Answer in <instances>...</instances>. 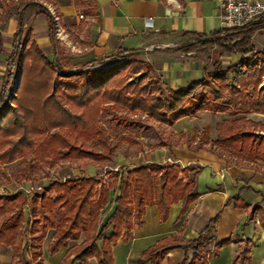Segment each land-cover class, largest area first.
<instances>
[{
	"label": "trees",
	"instance_id": "obj_1",
	"mask_svg": "<svg viewBox=\"0 0 264 264\" xmlns=\"http://www.w3.org/2000/svg\"><path fill=\"white\" fill-rule=\"evenodd\" d=\"M73 2L81 15L95 14L94 0ZM13 6L0 3V9L5 12ZM31 6L45 16L50 41L57 44L55 22L44 6L27 1L15 10L18 30L6 61L5 83L0 92V165L21 160L26 166L25 158L48 135L56 132L62 140V161L106 166L112 163L119 142L132 147H140L142 142L123 136L96 150V140L90 132L93 121L106 116L113 129L141 132L142 137L155 140L153 147L148 148L153 150L170 147L154 131V126L171 128L178 120L195 118L200 113L229 116L215 124V139L209 150L236 163H264V124L248 118L249 115L264 118V50L250 59L247 56L252 51L246 48L250 35L264 28L262 19L232 30L242 35L243 41L226 47V52L240 56L238 61L225 69L220 63H214L203 78L171 90L154 79L149 64L130 60L132 53L103 58L96 64L105 66L93 70H85L93 64L67 70L64 65L67 55L62 49L49 60L28 36H23L21 12ZM214 35L203 37L202 45L214 44ZM1 46L0 37V53ZM195 46L187 43L174 50L190 53ZM14 82L18 85L10 99L8 92ZM169 136L174 144L183 141L189 145L195 141L203 146L210 142L198 132L192 137L187 133H180L177 138ZM33 169V165L27 166L17 175L16 182L31 181ZM116 173H105L112 179L106 186L96 177L50 183L29 200L28 217L24 212L28 203L24 194L0 196V246L11 248V264H39L46 229L54 231L48 248L50 255L68 248V256L76 255L74 262L79 264H87L90 258H95L97 264H111V245L117 240L130 239L132 228L141 225L146 207L154 206L162 223L171 205L181 203L180 218L198 196L194 191L196 172L191 168L145 164ZM111 202L112 212L99 228L102 210ZM252 211L258 213L264 226L261 210ZM214 222L215 218L210 219L192 241L178 243L168 239L156 243L143 254L139 264H158L175 248L185 252L180 264H206L204 247L212 240ZM104 231L107 237L102 235ZM70 242L75 244L68 247ZM225 243L217 244L216 248ZM27 249L32 251V262L25 257ZM246 254L247 245L241 253L242 261L246 260Z\"/></svg>",
	"mask_w": 264,
	"mask_h": 264
},
{
	"label": "crops",
	"instance_id": "obj_2",
	"mask_svg": "<svg viewBox=\"0 0 264 264\" xmlns=\"http://www.w3.org/2000/svg\"><path fill=\"white\" fill-rule=\"evenodd\" d=\"M222 1L94 0L95 14L88 16L78 12L73 0L32 1L44 6L53 18L57 44L50 41L45 16L33 6L21 12L23 36H28L51 60L56 51L62 49L72 66L96 64L117 53H132L137 59L149 64L154 73L157 70L163 73V78L158 80L164 87L177 90L203 78L206 69L196 58H182L190 53H180L174 49L193 41L196 36L203 38L219 32L218 15ZM257 1L264 4V0ZM147 18L151 20L150 27L144 26ZM7 29L6 34L14 37L18 30L16 15ZM259 34L256 32L253 36ZM261 35L257 45L264 49V34ZM12 45L13 42L9 46L2 42L0 54L6 51L9 56ZM1 89L0 83V92ZM249 116L264 120L260 115ZM188 119L193 118H182L169 128L174 138L180 133H187L190 137L194 132L203 133L192 129L190 134L187 129H183L182 124ZM212 141L203 146L195 141L189 145L180 141L169 148L156 147L145 152L141 158L142 165L195 167L194 191L198 196L180 218L181 203L171 205L162 223L158 220L156 208L146 207L141 225L132 228L130 239L126 242L117 240L111 245V264H139L143 254L162 240L174 239L178 243L192 241L212 218H215L212 240L204 247L206 264H264L263 221L257 212L252 211L259 208L264 218V163H236L232 158L209 150ZM116 161L119 167L127 163L121 156ZM113 207L111 202L102 210V214L107 211L105 215L109 213L108 217ZM53 233L51 229L45 231L39 264H79L74 262L76 255L68 256V248H61L53 255L48 253ZM223 241L226 243L216 248ZM74 244L70 242L68 247ZM245 245L246 260L242 261L241 253ZM29 255L27 249L25 257L28 259ZM12 256L10 247L0 246V264H11ZM184 257V250L175 248L168 251L158 264H180ZM87 264H97V261L90 258Z\"/></svg>",
	"mask_w": 264,
	"mask_h": 264
},
{
	"label": "rangeland",
	"instance_id": "obj_3",
	"mask_svg": "<svg viewBox=\"0 0 264 264\" xmlns=\"http://www.w3.org/2000/svg\"><path fill=\"white\" fill-rule=\"evenodd\" d=\"M27 1H38V0H0V3L4 6H13L12 9L5 12L0 9V37L2 39L3 44H7L8 46L13 42V36L7 35L8 31L7 27L9 23L15 20V10L20 9L22 4ZM261 21V19H257L254 22ZM264 23V19H262ZM260 32L259 35L253 36L254 33ZM252 33L248 39L247 47L248 50L252 52L248 54V58L253 59L254 54L256 52H261V49L257 43H259L261 34H264V28L255 31ZM202 38H194L193 41L189 43L196 44L195 48L190 52L187 57L182 58H196L198 59L207 71L212 70V64L220 63L222 68L225 69L226 66L234 64L240 56L231 55L226 52V47L230 48V46L235 45V43H239L243 41L242 35L236 34L233 31H220L213 36L212 42L214 44L202 45ZM254 51V52H253ZM46 53V51H44ZM66 53V52H65ZM47 54V53H46ZM48 55V54H47ZM67 55V53H66ZM8 56V52L4 51L0 54V83L3 87L5 83V60ZM67 57V56H66ZM49 58V56H48ZM130 60H139L135 56L130 57ZM51 60V58H49ZM141 61V60H139ZM64 65L67 70H74L83 65H74L70 64V62L65 61ZM105 65L93 64L85 68V70H93L96 68L103 67ZM139 66V65H137ZM143 70V67L140 66ZM139 67V68H140ZM137 68V67H136ZM163 78V73L157 70L154 73V79ZM17 83L14 82L11 91L8 92V97H11L15 94V86ZM199 92V89L197 90ZM229 116L227 114L222 115H209L207 113L198 114L193 119H188L183 122V129H187V131L192 134V129H196L199 132H203L204 136H206L209 140H213L215 135L213 131V126L216 123H219L223 119H227ZM252 120L262 121L263 119H259L254 116H249ZM154 131L160 134V138L166 141V143L170 146H175L174 139H170L169 128H165L162 126H154ZM90 132L93 135L95 142V149L100 150L103 145L112 142L113 140H118L123 136H130L133 138H138L142 142V146L140 147H132L127 146L122 142H119L118 148L112 158V163L106 166L96 167L92 165H82L79 163L71 162V161H62L60 154L62 153V148L60 144L62 143L61 137L56 133L52 132L50 135L46 137L44 141L39 143V145L33 150V152L25 158L27 165L25 166L21 163V160L16 161L13 164L8 165H0V196L5 195H15L17 193H22L26 196L27 205L24 207L25 215L28 217L30 213V205L29 200L34 194H39L42 192L44 188H46L50 183L53 182H64L66 180H70L73 178L80 177H96L99 179L103 186L110 184L112 179L109 175H105L106 172L116 173L118 171L130 169V167H136L138 165H142L143 160L141 159L145 152L148 151V148L153 147L155 144V140L152 138H144L142 137V133L138 131L132 130H121L120 128L113 129L111 127V123L108 117L103 116L99 120H95L90 125ZM178 144V143H177ZM174 148V147H173ZM180 148V146H179ZM123 157L126 159L127 163L123 164L121 167L116 166L117 158ZM29 165H33L34 169L32 172L31 181H22L20 183L16 182L17 175L24 171L25 168ZM129 165V166H127ZM193 168V167H192ZM196 168L194 167L193 170ZM117 174V173H116ZM190 176V175H187ZM107 211H105L102 216V222L99 225H102L107 215H105ZM105 215V216H104ZM97 234L99 230H96ZM102 235L107 237V232L104 231ZM28 240V239H27ZM31 252L30 257L27 259L31 260Z\"/></svg>",
	"mask_w": 264,
	"mask_h": 264
},
{
	"label": "built area",
	"instance_id": "obj_4",
	"mask_svg": "<svg viewBox=\"0 0 264 264\" xmlns=\"http://www.w3.org/2000/svg\"><path fill=\"white\" fill-rule=\"evenodd\" d=\"M219 31H232L257 19H264V4L257 0H223L219 10ZM150 27L151 20H144Z\"/></svg>",
	"mask_w": 264,
	"mask_h": 264
},
{
	"label": "water",
	"instance_id": "obj_5",
	"mask_svg": "<svg viewBox=\"0 0 264 264\" xmlns=\"http://www.w3.org/2000/svg\"><path fill=\"white\" fill-rule=\"evenodd\" d=\"M17 85H18V83H17L16 86H15V90H16V88H17Z\"/></svg>",
	"mask_w": 264,
	"mask_h": 264
}]
</instances>
